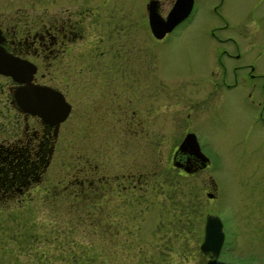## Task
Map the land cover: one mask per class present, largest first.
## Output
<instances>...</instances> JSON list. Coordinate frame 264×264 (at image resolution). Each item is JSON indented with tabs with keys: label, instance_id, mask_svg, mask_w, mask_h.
<instances>
[{
	"label": "rangeland",
	"instance_id": "374dc122",
	"mask_svg": "<svg viewBox=\"0 0 264 264\" xmlns=\"http://www.w3.org/2000/svg\"><path fill=\"white\" fill-rule=\"evenodd\" d=\"M119 1L126 23L132 22L127 31L142 39L146 53L153 52L159 78L173 75L170 93L159 88L155 99L164 109L158 114L160 129L151 136L109 139L86 130L72 132L68 116L59 128L60 151L53 154L41 184L25 195L0 198V231L22 230L32 236L26 239L29 257L25 251L20 261L4 255L0 264H205L208 256L198 245L209 213L222 221L218 258L264 262V0H193L188 17L152 41V50L145 0ZM39 3L0 0V18L14 10L42 11ZM219 53L225 71L215 68L221 82L208 92L210 85L203 80ZM181 95L193 103L190 117L202 110L198 122L189 120L210 159L207 168L187 176L169 162L181 126L171 125L166 104ZM79 154L80 163L88 160L87 165L104 168L107 161L110 168L134 173L136 186L130 185L129 197L119 204L111 201L117 211L107 216L109 224L98 210L92 216L100 200L71 198L66 178ZM8 233L0 237L16 244ZM104 236H110L108 243ZM34 249L37 260L30 257Z\"/></svg>",
	"mask_w": 264,
	"mask_h": 264
},
{
	"label": "flooded vegetation",
	"instance_id": "af4514ba",
	"mask_svg": "<svg viewBox=\"0 0 264 264\" xmlns=\"http://www.w3.org/2000/svg\"><path fill=\"white\" fill-rule=\"evenodd\" d=\"M39 2L42 11L31 8L20 14L14 10L11 15L0 18V47L18 59L31 62L34 69L30 82L48 86L60 93L68 110L57 123H50L38 114L24 110L17 104L13 93L23 82L0 73L2 199L25 195L41 184L53 154L56 150L60 151V125L70 115L73 120L69 128L74 133L86 130L88 135L97 133L109 139L111 136H151L157 133L160 129L158 114L164 109L158 108L155 99L159 88H167L166 94L170 93L169 87L173 82V75L166 79L159 78L158 69L152 63L153 52L146 53L142 39L133 31H127L132 22L126 23L123 4L119 0ZM173 2L145 0L143 3L148 33L152 37L147 42L150 50L154 49L152 41L162 39L167 32L160 37L152 34L146 7L152 3L157 13L164 17ZM190 12L191 9L188 15ZM216 56V63L210 64L209 76L203 80L210 85L208 92L221 82L216 77L215 68L221 66L225 71V65L220 61L221 54ZM234 67L230 65L232 71ZM192 104L182 95L175 100L174 97L170 98L166 104L171 125L181 126L179 137L171 146L169 162L183 176L199 173L210 165L208 159L204 166H200V158L190 152L189 147L182 150L178 147L184 135L192 133L200 151L204 153L199 130L195 126L193 128L189 120L192 118L194 123L198 122L202 110L190 117ZM80 157L81 154L75 157L74 168L66 178L70 184L71 198L100 200L101 206L98 204L91 209L92 216L98 210L103 216V223L109 224L107 216L117 211L113 204L110 206L111 201L118 203L129 197L128 193H132L130 185L132 188L136 186L131 182L134 173L110 168L107 161L104 168L96 163L87 165L88 160L80 163ZM207 177L210 184L215 186L209 173ZM96 215L99 216V213ZM106 237L108 241H103L108 243L110 236Z\"/></svg>",
	"mask_w": 264,
	"mask_h": 264
},
{
	"label": "water",
	"instance_id": "95a60500",
	"mask_svg": "<svg viewBox=\"0 0 264 264\" xmlns=\"http://www.w3.org/2000/svg\"><path fill=\"white\" fill-rule=\"evenodd\" d=\"M191 5L192 0H174L166 15L162 17L157 13L154 5L149 3L146 9L148 24L152 34L160 37L165 32L171 30L173 26L188 15ZM33 69L34 66L31 62L18 59L0 47V73L11 76L15 81L23 82L13 92L17 104L30 113L38 114L50 123H57L65 117L68 105L60 93L54 91L52 88L30 82ZM178 147L181 150L189 147V151L200 158V166H204L206 161H208V157L200 151L195 136L192 133H186ZM223 235L222 223L219 216L217 214H206L203 223L202 239L199 243L200 251L209 254L205 264H264V262L233 263L218 258Z\"/></svg>",
	"mask_w": 264,
	"mask_h": 264
},
{
	"label": "trees",
	"instance_id": "16d2710c",
	"mask_svg": "<svg viewBox=\"0 0 264 264\" xmlns=\"http://www.w3.org/2000/svg\"><path fill=\"white\" fill-rule=\"evenodd\" d=\"M3 229L4 228L1 229L0 234L4 235V233H6V231H9L8 234L10 235V237H12L14 239L16 244L12 245L10 243H7L4 236L0 237V257L5 255L8 257H12L15 260L20 261V259H21L20 256L24 253V251H25V256L29 257V253H28L29 251H27V245H29L30 242L27 244L26 239H28L27 242L31 239V237H32L31 233L22 232V230H17V231L13 230L12 231V230L4 229V231H2ZM37 252L38 251L36 249H34L31 252L32 256L30 255V257H34V259L37 260V257H39L38 254H35ZM83 254H84V252L82 254H80L79 259L83 258ZM79 262H80V260H79ZM42 263L44 264L45 262L42 261ZM42 263H40V264H42Z\"/></svg>",
	"mask_w": 264,
	"mask_h": 264
}]
</instances>
